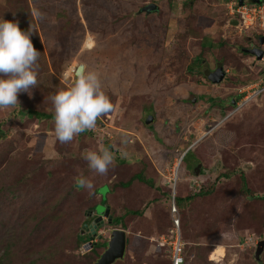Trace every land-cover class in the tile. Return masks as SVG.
Wrapping results in <instances>:
<instances>
[{"label": "rangeland", "instance_id": "obj_1", "mask_svg": "<svg viewBox=\"0 0 264 264\" xmlns=\"http://www.w3.org/2000/svg\"><path fill=\"white\" fill-rule=\"evenodd\" d=\"M229 1L0 0V17L31 28L40 51L31 95L0 109V256L9 264L39 255L36 264H95L115 228L126 231L127 247L114 264H169L175 232L185 264H264V251L261 263L254 258L264 240V90L249 96L264 77V60L250 53L264 50V32L232 24ZM150 2L159 10L141 12ZM82 63L97 72L113 110L61 143L54 118L20 109L53 115L51 96L71 86ZM219 66L227 74L215 83L205 72ZM105 147L115 159L99 174L82 153ZM189 148L195 159L177 167ZM81 174L93 182L91 194L73 188ZM207 183L210 193L192 197ZM106 186L110 213L122 223L104 216L86 229L85 213L95 215L87 210ZM177 195L191 200L173 211ZM41 202L60 213L28 219ZM88 230L96 243L90 255L75 236Z\"/></svg>", "mask_w": 264, "mask_h": 264}, {"label": "clouds", "instance_id": "obj_2", "mask_svg": "<svg viewBox=\"0 0 264 264\" xmlns=\"http://www.w3.org/2000/svg\"><path fill=\"white\" fill-rule=\"evenodd\" d=\"M32 32L31 28L22 30L18 21L0 17V109L17 105L18 95L21 92L31 95L30 89L37 84L40 51L32 42ZM72 72L75 78L71 86L51 96L54 132L61 143L93 129L99 117L113 110V103L103 90L97 72L84 67H75ZM122 155L127 156V152L122 150ZM82 158L90 170L105 174L115 156L105 147L99 151L85 150ZM76 182L91 194L94 185L90 179L81 174Z\"/></svg>", "mask_w": 264, "mask_h": 264}, {"label": "trees", "instance_id": "obj_3", "mask_svg": "<svg viewBox=\"0 0 264 264\" xmlns=\"http://www.w3.org/2000/svg\"><path fill=\"white\" fill-rule=\"evenodd\" d=\"M158 10H159V8H158ZM157 11L146 12V13H155ZM257 60L260 61L259 59H257ZM258 75H259V73H258ZM258 75H256V77H255V79H253V81L254 80L256 81L257 79L259 80L260 77L258 78ZM260 79H263V81H264V77H261ZM249 80H250L249 82L243 84V85L246 84L244 87H247L251 83H254L252 81V79H249ZM240 93L241 94L237 95L238 98L243 96V93L242 92H240ZM233 103L236 104V101H234ZM20 111L22 113L25 112V114L27 113V114H30V115H36L38 118H50V117L53 118L52 114L43 113L41 111H37V110H33V109H28V110H25V111L24 110L22 111V109H20ZM3 136L4 135H3V133L0 130V139H2ZM191 159H195V155H194V151H192L189 148L187 150V152L185 153V155L183 156L181 161H183L185 164H188V163H190ZM137 176H138V178H140L142 180V176H140V175H137ZM76 184H77V182L75 180V182L73 183V188L76 191H80V190L83 189V187L77 188ZM213 185H214L213 183H211V184L207 183V184L200 185L198 188L194 189V191L192 193V197L193 196H203V195H206V194L210 193L213 190V188H214ZM106 187H107V191H106V193L104 195H101V198H100L99 202L98 203L96 202L95 204H93L91 207L88 208L87 211L90 210L92 212H95L96 211V205H98L99 203H104V205L108 206L107 193L109 192L110 188H108V186H106ZM244 187L246 189V186H244ZM97 191H100V187L97 189ZM263 199H264V197H263ZM190 200H191V196L177 195L175 197V204L174 205L176 206V209L180 211V210H182L183 206L186 205ZM55 204H57V203L55 202ZM124 210H125L124 213L127 214V215H134V214L137 213V211H133L132 209L125 208ZM36 211H38V212H35L33 215H31V214L28 215V219L32 218L33 220H36L37 221L36 223H38V221L41 222V221L49 220L50 217L56 216V214L60 213V209L59 208H57L56 211H55L54 208H52L50 205L46 204L45 202H41L40 205H38L36 207ZM61 212H62V209H61ZM97 214H98V211H97ZM85 215L86 216L84 217V220L82 221V226L86 225V227H87V225L91 224L94 221L93 220L94 216H91L88 213H85ZM110 215L112 216V221L111 222H117L119 224L122 223L123 215L122 216H118V215H116L114 213H112V214L110 213ZM122 229H124V228H122ZM172 230H173L172 232H174V229H172ZM80 232L81 231H78V233H76V235H75L76 236V245H80L81 246L84 243L88 242L90 245H88V244L85 245L84 244L85 247H84L83 253L87 254V255L95 254L96 253V245H95L96 243L93 241V239L90 241V233H86V234H84V236H80ZM41 258H42V256L39 255L38 257L33 258L30 261V263L31 264H36ZM96 258L98 259L97 256H96ZM96 258H95V260H97ZM8 262H9L8 261V256L5 253L0 256V264H9ZM62 264H72V263H70L68 261H64ZM169 264H171V259L169 260Z\"/></svg>", "mask_w": 264, "mask_h": 264}, {"label": "water", "instance_id": "obj_4", "mask_svg": "<svg viewBox=\"0 0 264 264\" xmlns=\"http://www.w3.org/2000/svg\"><path fill=\"white\" fill-rule=\"evenodd\" d=\"M254 2H260L261 0H252ZM240 4L244 3V0H239ZM158 10L157 3L150 2L145 4L143 7L140 8L141 12H154ZM232 24H239L237 19L231 21ZM261 42H264V37H262ZM250 53L256 56L257 59L262 60L264 57V50L261 48H254L250 50ZM78 67H84L85 64H79ZM227 74V71L219 66L215 70H207L205 75L210 79L212 82L219 83L222 82ZM152 120V116L150 115L147 119L149 123ZM188 150V149H187ZM187 150L182 154L180 157V161L182 160L183 156L187 152ZM200 164L195 166V173L199 172ZM97 211L100 213V216L95 219L97 222H103V217L106 216L109 219V222L112 221V216L110 215V207L107 205L99 204L97 205ZM95 222H93L94 224ZM93 224L89 225L92 227ZM86 226V225H85ZM85 231L84 229L82 230ZM83 233H80L82 235ZM93 239V235H90V241ZM126 247H127V237L126 231L122 228H115L111 230V233L107 240V247L100 255V257L96 260L95 264H114L117 260L123 259L126 254ZM264 251V240H260L256 246L254 252V258L261 263V255Z\"/></svg>", "mask_w": 264, "mask_h": 264}, {"label": "built area", "instance_id": "obj_5", "mask_svg": "<svg viewBox=\"0 0 264 264\" xmlns=\"http://www.w3.org/2000/svg\"><path fill=\"white\" fill-rule=\"evenodd\" d=\"M228 8L233 18H236L240 24L245 25V27H252L264 32V0H261L260 2L246 0L243 4H240L238 0H230ZM262 60H264V57ZM258 86H261V88L257 90L256 88H258ZM254 89L256 90L253 93H249L250 97L252 94L261 92L264 89V81L256 83V87ZM254 89L252 88V90ZM172 208L173 211L176 210L174 204ZM175 223L178 225L179 221L176 220ZM172 238V240L168 241V245H170L171 264H185L182 238L178 232H175Z\"/></svg>", "mask_w": 264, "mask_h": 264}, {"label": "flooded vegetation", "instance_id": "obj_6", "mask_svg": "<svg viewBox=\"0 0 264 264\" xmlns=\"http://www.w3.org/2000/svg\"><path fill=\"white\" fill-rule=\"evenodd\" d=\"M261 45H264V42L261 44ZM217 67H215V68H213V70H215ZM212 71V70H211ZM226 77V76H225ZM225 79V78H224ZM99 204H103L104 205V203H99ZM98 204V205H99ZM95 213V215H94V221L93 222H95V224H97V221L95 220V219H97V217H99L100 216V213L98 212V214H97V205H96V211L94 212ZM90 225V224H89ZM89 225H87V227H86V229L89 227ZM87 233H90V230H88L87 231Z\"/></svg>", "mask_w": 264, "mask_h": 264}, {"label": "bare ground", "instance_id": "obj_7", "mask_svg": "<svg viewBox=\"0 0 264 264\" xmlns=\"http://www.w3.org/2000/svg\"><path fill=\"white\" fill-rule=\"evenodd\" d=\"M181 164V161L179 162V164L177 165V167Z\"/></svg>", "mask_w": 264, "mask_h": 264}]
</instances>
